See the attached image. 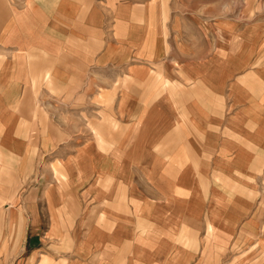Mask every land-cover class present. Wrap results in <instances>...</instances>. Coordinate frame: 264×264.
Masks as SVG:
<instances>
[{"label": "crops", "instance_id": "1", "mask_svg": "<svg viewBox=\"0 0 264 264\" xmlns=\"http://www.w3.org/2000/svg\"><path fill=\"white\" fill-rule=\"evenodd\" d=\"M197 3L0 0V264H264V25Z\"/></svg>", "mask_w": 264, "mask_h": 264}, {"label": "rangeland", "instance_id": "2", "mask_svg": "<svg viewBox=\"0 0 264 264\" xmlns=\"http://www.w3.org/2000/svg\"><path fill=\"white\" fill-rule=\"evenodd\" d=\"M186 5H192L199 2V4L210 2V5L224 6L225 12L230 14H246L248 23H259L264 25V0H184ZM198 4V3H197ZM195 4V5H197ZM238 16V15H236ZM22 259V258H21ZM20 256L17 258H8L6 264H21Z\"/></svg>", "mask_w": 264, "mask_h": 264}]
</instances>
